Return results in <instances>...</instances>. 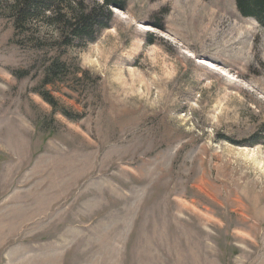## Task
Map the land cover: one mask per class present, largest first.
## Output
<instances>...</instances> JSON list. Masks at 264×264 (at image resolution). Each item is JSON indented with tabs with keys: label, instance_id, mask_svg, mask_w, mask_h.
Returning a JSON list of instances; mask_svg holds the SVG:
<instances>
[{
	"label": "rangeland",
	"instance_id": "1",
	"mask_svg": "<svg viewBox=\"0 0 264 264\" xmlns=\"http://www.w3.org/2000/svg\"><path fill=\"white\" fill-rule=\"evenodd\" d=\"M5 10L0 264H264L263 26L236 0H129L96 42L36 50ZM58 56L77 120L36 92Z\"/></svg>",
	"mask_w": 264,
	"mask_h": 264
},
{
	"label": "trees",
	"instance_id": "2",
	"mask_svg": "<svg viewBox=\"0 0 264 264\" xmlns=\"http://www.w3.org/2000/svg\"><path fill=\"white\" fill-rule=\"evenodd\" d=\"M129 0H0L5 5L8 17L13 21L14 40L21 46L30 45L43 50L84 48L94 43L103 32L110 29L114 21L112 8L125 11ZM212 1V0H205ZM239 13L244 18L254 19L264 27V0H236ZM151 36L149 44L155 43ZM42 89L36 92L68 119L77 120L69 111L60 109L57 99L48 89L70 76V66L61 56L49 58L44 66ZM17 78L30 76L29 71L13 73ZM251 139V145L264 146V126ZM238 146L248 141L234 143Z\"/></svg>",
	"mask_w": 264,
	"mask_h": 264
},
{
	"label": "bare ground",
	"instance_id": "3",
	"mask_svg": "<svg viewBox=\"0 0 264 264\" xmlns=\"http://www.w3.org/2000/svg\"><path fill=\"white\" fill-rule=\"evenodd\" d=\"M201 64H203V65H207L206 63H204V62H200Z\"/></svg>",
	"mask_w": 264,
	"mask_h": 264
},
{
	"label": "water",
	"instance_id": "4",
	"mask_svg": "<svg viewBox=\"0 0 264 264\" xmlns=\"http://www.w3.org/2000/svg\"><path fill=\"white\" fill-rule=\"evenodd\" d=\"M114 9H116V8H114Z\"/></svg>",
	"mask_w": 264,
	"mask_h": 264
}]
</instances>
